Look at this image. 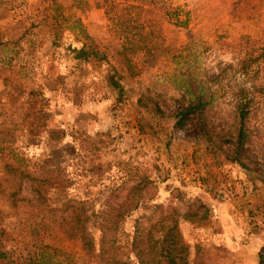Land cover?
Returning <instances> with one entry per match:
<instances>
[{
	"label": "rangeland",
	"instance_id": "obj_1",
	"mask_svg": "<svg viewBox=\"0 0 264 264\" xmlns=\"http://www.w3.org/2000/svg\"><path fill=\"white\" fill-rule=\"evenodd\" d=\"M50 1L0 0V226L11 236L7 247L49 245L72 264H95L77 239L62 234L64 194L94 198L112 182L146 173L149 203L183 210L198 198L208 210L202 223L179 222L189 264H257L264 246V0H55L57 11ZM82 42L96 44L100 56L73 58L67 46ZM127 42L130 71L116 54ZM108 74L119 89L106 86ZM186 88L211 96L202 120L194 116L188 126L205 125L214 154L200 137L171 126L173 98ZM241 88L251 92L237 155L243 166L225 157ZM105 102L99 115L93 108ZM49 127L65 130L60 142L47 143ZM49 145L64 187L36 199L30 176H46L38 163ZM141 212L126 216V232Z\"/></svg>",
	"mask_w": 264,
	"mask_h": 264
},
{
	"label": "trees",
	"instance_id": "obj_2",
	"mask_svg": "<svg viewBox=\"0 0 264 264\" xmlns=\"http://www.w3.org/2000/svg\"><path fill=\"white\" fill-rule=\"evenodd\" d=\"M50 2L56 3L55 0ZM58 7L59 4L56 3L52 9L57 11ZM124 28L129 29L128 24ZM67 48L73 53V58L78 60L87 61L100 56L97 45L93 43L82 42L77 47L68 45ZM143 49L148 50L146 47L141 48ZM129 51H132L129 42L116 50L127 71L131 70L130 62L125 56ZM104 79L107 87L119 89L112 75L108 74ZM237 97V126L234 139L230 142L233 150L232 154H225V157L243 166L237 155L243 149L247 137L245 120L251 104V92L241 88ZM210 101L211 96H204L199 88L196 92L186 88L183 95L173 98L174 109L169 117L174 130L200 137L205 142L206 151L214 154L217 149L214 148L212 136L205 125L201 122L198 126H188L191 123L188 121L194 116L202 120L204 106ZM152 109L154 115L162 113L156 106ZM137 127L140 131L143 130L140 122ZM45 132L47 143L60 142L66 133L63 128L56 127H49ZM224 141L228 143L230 140L227 137ZM48 147L51 149L50 153L44 154L38 163L42 168L41 173L43 170L46 176L41 177L37 173L30 176L38 183L31 188L36 199L47 198L46 194L57 195L60 188L64 187L58 155L54 152L55 146ZM94 167L98 170L101 164L96 163ZM152 182V178L146 173H133L118 184L112 182L107 194L101 196L91 198L79 193L64 194L70 195L65 196L64 200V211L69 221L62 229V234L67 238L77 239L81 249L95 264H189L188 247L180 232L179 222L202 223L208 218V210L198 198L187 199L183 210H178L175 206H164L162 203H149L145 194ZM46 184L51 187L49 192L44 187L41 189V185ZM138 209L142 212L134 219L132 230L128 233L123 228L124 219ZM10 240L11 236L6 228L0 226V264H72L64 256L61 259L53 246L22 243L17 250V246L7 247L6 243ZM263 249L264 246L257 253V264H264Z\"/></svg>",
	"mask_w": 264,
	"mask_h": 264
},
{
	"label": "crops",
	"instance_id": "obj_3",
	"mask_svg": "<svg viewBox=\"0 0 264 264\" xmlns=\"http://www.w3.org/2000/svg\"><path fill=\"white\" fill-rule=\"evenodd\" d=\"M107 102H110V101H107ZM107 102H105V104H104L101 108H93V109H94V110L97 109L96 111H98V114L100 115L101 113H103V112H105V111L107 110V108H106V107L108 106V105L106 104Z\"/></svg>",
	"mask_w": 264,
	"mask_h": 264
}]
</instances>
